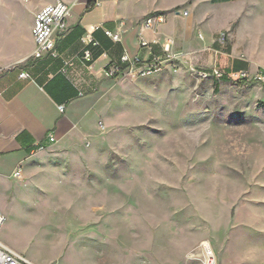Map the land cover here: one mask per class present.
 <instances>
[{"label":"rangeland","instance_id":"rangeland-1","mask_svg":"<svg viewBox=\"0 0 264 264\" xmlns=\"http://www.w3.org/2000/svg\"><path fill=\"white\" fill-rule=\"evenodd\" d=\"M42 1L0 0L1 64ZM123 9L130 20L148 11L135 27L156 13L166 18L159 30L185 27L182 44L171 39L178 70L166 62L88 92L87 136L0 180V242L33 264H204L208 250L215 264H264V0H125ZM227 46L251 62L246 79L201 77L226 70Z\"/></svg>","mask_w":264,"mask_h":264},{"label":"crops","instance_id":"crops-1","mask_svg":"<svg viewBox=\"0 0 264 264\" xmlns=\"http://www.w3.org/2000/svg\"><path fill=\"white\" fill-rule=\"evenodd\" d=\"M55 1L44 0L36 6ZM61 1L70 5L71 12L67 30L55 35L53 51L40 59L31 58L25 64L34 49L30 29L24 33L22 44H17L14 38L12 48L17 49V53L4 64L0 61L3 69L0 70V180L15 178L12 173L19 166L23 173L24 164L42 154L45 148L54 145L63 148L87 136L86 126L95 109L92 94L88 92L107 81L103 75L105 64L117 62L124 52L130 56L138 54L142 58H150L151 51L155 55L160 54L165 38L173 39L175 47L183 43H177L175 37L185 36V27L176 26L174 32L168 34L163 29L164 25L162 30L143 29L141 33L149 46L140 47L137 39L139 29L134 25L148 11L137 20H130L124 13L125 0H95L94 6L87 11L89 0ZM209 3L218 4L220 1L209 0ZM36 6L32 9V21L41 8ZM104 28L120 33L121 41L112 42L104 34ZM86 35H90L92 42L82 41ZM85 49L91 50L90 59L83 58ZM200 49L198 47L197 50ZM182 52V48H178V53ZM222 52L227 56L226 70L232 67L249 70L251 67L249 60L231 53V47ZM94 53L97 54L95 58ZM182 60L186 59L182 57ZM21 70L28 71L31 78H20ZM62 104L65 108L60 112L58 106ZM49 133L55 136L52 143L47 140ZM40 145L45 146L43 151L39 150Z\"/></svg>","mask_w":264,"mask_h":264},{"label":"built area","instance_id":"built-area-1","mask_svg":"<svg viewBox=\"0 0 264 264\" xmlns=\"http://www.w3.org/2000/svg\"><path fill=\"white\" fill-rule=\"evenodd\" d=\"M71 12L69 4L57 0L53 3H48L42 6L34 15L33 25L31 28V36L34 42V49L31 53V58L40 59L47 53L53 51L55 46L56 33H64L68 28V17ZM165 15L162 13H156L145 17L138 22L139 33L137 39L140 47L149 46V42L143 38L141 31L143 29L156 31L162 24L165 23ZM104 34L114 43L121 41L120 33L113 31L112 29L104 28ZM225 32L220 33L219 39H224ZM90 35L82 37V41L85 43L92 42ZM172 45L171 39H166L161 45V53L155 55L152 51L149 53L150 58H142L138 54L133 56L128 55L126 52L122 53L117 62H109L103 66V75L106 78H117L120 76H138L146 77L156 72H159L166 62L173 71L178 70V66L174 63V60H179L177 53H171L170 48ZM84 59L91 58V50L85 49L83 53ZM248 71V70H247ZM247 71L226 72L218 67L211 68L208 72L198 70L197 72L201 77H211L213 80L220 81L224 77L238 76V78L246 79L245 75ZM242 75V76H241ZM19 77L23 79L31 78L28 71L21 70ZM258 81H264V74L258 71L256 74ZM65 106L59 105L60 112L64 110ZM49 143L55 141V136L52 133L47 135ZM44 145L39 146V150H43ZM13 177L20 178L22 176L21 167H17L13 173ZM4 216L0 211V229L4 223ZM0 264H33L25 259L20 254L6 247L0 242ZM204 264H215L213 253L208 250Z\"/></svg>","mask_w":264,"mask_h":264},{"label":"trees","instance_id":"trees-1","mask_svg":"<svg viewBox=\"0 0 264 264\" xmlns=\"http://www.w3.org/2000/svg\"><path fill=\"white\" fill-rule=\"evenodd\" d=\"M218 1H229V0H218ZM94 4H95V0H89L88 2H87V5H86V8H85V10L87 11V10H90L93 6H94ZM236 24H237V20L236 21H234L233 22V24L231 25V28H234L235 26H236ZM98 28H96L95 30H97ZM94 30V31H95ZM94 31H93V33H94ZM212 45L216 48V49H218L217 47L219 46L218 45V43H217V41L216 40H214L213 41V43H212ZM229 49V47H226L224 50H228ZM93 56H94V58L95 57H97V54H93ZM31 60V57H29V58H27L26 59V61L24 62L25 64H27L29 61ZM240 70H243V71H247V69H241V68H235V67H232L231 68V70H226V72H237V71H240ZM259 72H261V73H263L264 74V70L263 69H259Z\"/></svg>","mask_w":264,"mask_h":264}]
</instances>
